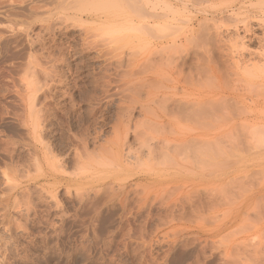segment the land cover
Masks as SVG:
<instances>
[{
	"label": "rangeland",
	"instance_id": "rangeland-1",
	"mask_svg": "<svg viewBox=\"0 0 264 264\" xmlns=\"http://www.w3.org/2000/svg\"><path fill=\"white\" fill-rule=\"evenodd\" d=\"M191 1L195 0H165L176 11H166V19L172 28H181L179 33L197 30L201 26L197 23L203 21L200 19H206L208 25L223 16L221 20L226 22L231 13L224 12L216 19L203 12L224 6L226 0H201L195 8L200 1L197 0L196 5L193 2L195 10ZM243 1L236 3L235 8L249 9L257 0ZM155 2L0 0V264H168L173 255L183 251L181 246L173 249L172 245L177 233L183 230L197 232L204 238L217 234L215 241L220 237L216 243L208 238L205 245L195 240L193 244V238L187 240V248L188 241L190 248H198L184 264H207L212 253L220 254L224 260H214V264L263 261L264 119H223L218 124L217 176L213 178L207 162L200 185L182 179L146 189L142 182L138 195L130 192L123 206L111 201L110 194L80 197L81 191H77L80 184L87 185L88 178L76 181L80 163L73 165V160L77 152L84 156V150L77 147V139L74 142L71 133L86 136L83 138L88 140V152L112 136L116 116L124 109L118 92L119 76L124 69H118L116 61L119 57L125 65L127 58L138 55L130 52L124 40H117L119 29L115 25L121 26V37L135 35L130 27L135 28L144 17L152 30L136 34L152 43L154 29L149 16ZM231 2L227 0L225 5ZM199 7L206 8L200 11ZM108 17L115 19L112 24L107 25ZM231 19L226 24H233ZM261 31L264 32L254 28L257 36ZM255 42L250 49H258ZM34 79L38 81L36 86L26 91ZM33 89L36 99L32 102L28 93ZM246 103L248 106L244 110L240 106V111L249 110L251 102ZM251 109L254 110L253 106ZM139 111L136 107L132 112L134 120H142ZM65 120L72 129L70 133ZM32 123L45 127L39 125L40 131ZM179 125L180 132L188 129L182 122ZM210 136L211 131L205 129L204 139L209 141ZM39 137L44 138L40 139L41 144ZM129 142L133 144L132 136ZM43 143L50 148L45 159ZM64 154L67 162L62 167L57 162ZM171 172L166 171L164 176ZM110 211L126 220L123 218L121 225L96 234L94 216ZM177 221L182 223L176 224ZM237 248L243 250L241 255ZM253 250L260 251L256 252L257 257ZM246 252L251 253L248 256Z\"/></svg>",
	"mask_w": 264,
	"mask_h": 264
},
{
	"label": "bare ground",
	"instance_id": "bare-ground-1",
	"mask_svg": "<svg viewBox=\"0 0 264 264\" xmlns=\"http://www.w3.org/2000/svg\"><path fill=\"white\" fill-rule=\"evenodd\" d=\"M155 1L156 7L153 9L154 11L152 10L151 16H149L153 20L154 35L152 43H146L144 37L136 34L137 31L140 34L141 31L148 32L151 29L143 20L144 17H141L142 19L139 22L141 25L137 24L135 26L136 29L129 23L132 32L135 34L131 36L121 37V26L114 23L115 27L119 29L116 32L119 34L117 40H124V44L130 48V52L138 55L137 57L133 55L131 58H127L125 65H123L122 59L119 57L118 61H116L117 68L124 69L121 70L118 84L120 105L121 109H124L120 110L116 116L112 136L103 140L102 144L88 152V140L83 138L85 135L81 136L82 133H80V136H76L75 133L73 136V133H71L74 142L77 139V147H81L80 149L85 151H83L84 156L81 153L82 158L81 154L79 155L77 154L78 152H75L76 156L73 160V165L80 163V167L78 166L80 172L77 174L76 179L78 180L76 181L88 178L86 180L88 183L85 182L87 185L82 183L83 185L81 186V184H78L79 182L76 184L80 188L77 191H81L80 197H88L90 194H110L111 201H115L117 206H123L126 205L124 203H126L130 192L138 195L142 182L146 189L148 187H156V185L177 183L182 179L200 185L205 175L204 165L207 162L211 165L213 178L217 176L219 166L218 124L223 119H264V110L260 113H258L259 111L256 112V109H264V49L262 48L264 46V32L261 31L263 33L260 36H257L254 32V28L264 30V0H257L252 6L250 4L251 8L249 5H245L249 9L243 8V10L241 6L240 9L243 11H240L238 7V9L235 8L236 3L243 0H228V3L232 1L230 5H225L227 0H223L226 2L224 6L222 4V6H215L211 10L203 11L207 7L204 3L219 2V0H204L203 4L206 7L204 9L199 7V10H202L205 16L216 18V16L219 15L218 17H220L224 12L231 11V13H228L229 16L226 22L231 23L229 21L231 17L234 19H231L234 21H232L233 24L230 25L223 22L221 20L222 18L224 20L225 17L223 16L220 19L218 18L221 21L211 20L213 21L211 22L208 20V22H211L208 25L206 19H200L203 21L197 23V26H201L197 30L190 29L186 33H179L181 28L179 26H177L178 28L176 26L172 28L173 25L170 20L166 19L168 11L173 12V14L174 12L176 13L175 7L174 11H172V3L169 4L170 2L167 3L165 0ZM195 1H191L193 8L194 4L196 5ZM193 2L195 3L193 4ZM200 2L203 1H197L195 8L200 5ZM190 4L188 3V5ZM240 5L238 4L237 6ZM99 11L101 12L102 10L100 9ZM103 13H106V9L105 11L103 10ZM173 14L170 16L171 18ZM143 15L147 14L143 13ZM113 20L115 19L108 17L107 25L112 24ZM200 23H204L205 26ZM46 28L48 29L49 27L46 26ZM174 28L175 31L173 32ZM122 29L125 28L123 27ZM136 38L138 41H136ZM254 41L259 45L256 50L250 49V45ZM115 42L119 43L118 41ZM133 42L137 43L132 44ZM35 80L26 91L32 89L38 83ZM33 91L34 89L28 93L30 98L26 96L32 102L36 97ZM246 101L251 102L249 110L240 111V108L244 110L242 108L248 106ZM251 106H253L254 110H250ZM136 107L142 113H140L142 120H134L132 118V112ZM180 122L184 123L186 129L188 128L184 130L185 132H183L182 126V132L179 131L180 129L178 130ZM38 123L37 125L36 123L32 124L40 128L39 125L41 124L38 125ZM65 124L70 133L72 129L68 124V120H65ZM42 127H45V125ZM205 129L211 131L209 141L204 139ZM33 130L36 132L35 128ZM43 130L45 131L46 129ZM35 135L37 134L35 133ZM39 135L41 137V134ZM130 136L133 137V144L129 142ZM40 137L39 140L37 139L38 141H40ZM42 142L40 141V144ZM47 145L44 144L43 147V150H45L42 155L43 159L50 153V148ZM63 156L57 162L62 167L67 162V155L65 156L64 154ZM169 170L172 172L165 177L164 173ZM79 192L77 193L79 194ZM111 208L109 206V209ZM123 218L124 216L122 215H111V211L105 212L103 215H95L93 221L95 223L94 231L98 235L109 231L117 225H121ZM181 223V221L176 222V224ZM215 236L217 234L214 235L213 233L209 237L204 238L197 232L187 230L177 233L176 238L172 242L173 249L181 246L183 251L179 255H173L172 260H169L168 264H184L191 259L196 252L195 248L198 247L193 248L191 246L190 248V241H188L189 248L186 247L187 240H190V238L191 240L193 238V244L197 241L201 245H205L208 238L209 242L211 240L212 243H216L218 239L220 240L219 237L215 241ZM198 245L200 246V244ZM259 248L263 247L260 245ZM227 251L230 252L229 250ZM241 251L238 249L239 255L242 254ZM251 252L256 254L258 251L254 252L253 250ZM250 253H248V256ZM210 258L207 264H214L216 262L214 260H221V255L212 253ZM258 258L257 260L255 259L256 262L259 261ZM249 259L251 260V258ZM221 261L224 263V260ZM248 262L250 263V261ZM248 262L246 263L249 264ZM262 262L258 264H262Z\"/></svg>",
	"mask_w": 264,
	"mask_h": 264
}]
</instances>
